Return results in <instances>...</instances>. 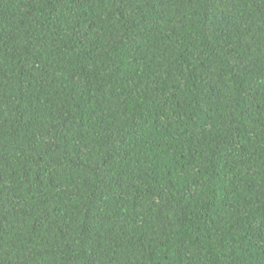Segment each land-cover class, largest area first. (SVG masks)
Segmentation results:
<instances>
[{"label":"trees","instance_id":"obj_1","mask_svg":"<svg viewBox=\"0 0 264 264\" xmlns=\"http://www.w3.org/2000/svg\"><path fill=\"white\" fill-rule=\"evenodd\" d=\"M0 264H264V0H0Z\"/></svg>","mask_w":264,"mask_h":264}]
</instances>
